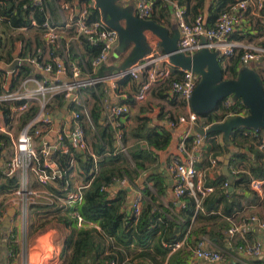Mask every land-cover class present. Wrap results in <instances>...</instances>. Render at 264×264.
<instances>
[{
  "label": "trees",
  "instance_id": "trees-1",
  "mask_svg": "<svg viewBox=\"0 0 264 264\" xmlns=\"http://www.w3.org/2000/svg\"><path fill=\"white\" fill-rule=\"evenodd\" d=\"M61 1L73 0H42V5H37L34 0H0L1 63L10 64L17 55L22 59L34 57L40 64L48 62L55 64L53 57H61L66 63L67 60L79 61L84 73L86 68L91 69L92 60L100 54V44H92L81 37V47L70 42L66 55L65 38L59 45H48L43 39L42 23L47 15L50 14L57 23L60 22ZM177 1L186 8L187 15L192 19L204 14L205 0ZM226 2L227 0H221L223 6L220 4L215 7L216 12L213 13L212 20L235 1L225 5ZM154 6L155 10H159L161 17L170 24L173 13L167 1L155 0ZM100 18V10L92 7L91 19ZM152 18L160 22L155 12ZM32 20L37 22V26L32 25ZM234 34L236 40L238 37L236 33ZM18 44L21 45V50L17 54ZM241 52L239 49V53L228 61L224 69L226 78L237 76L241 67ZM106 68L101 67L97 74H105ZM7 72L0 67V90L5 89ZM34 74L42 78L31 63L23 61L13 71L8 90H15L25 77ZM181 76L182 70L175 68L173 78L159 85L164 89H170L172 80L180 79ZM128 84L134 92H138L141 86L132 77L127 76L117 82L118 91L120 87ZM159 85L153 86L151 93L156 92L155 87ZM108 88L110 87L107 83H99L95 86L83 87L80 91L81 96L85 97V104L89 107L90 120L81 113L89 150L81 152L71 147L69 153L57 149L52 155V160L57 163L62 176L58 177L49 188L57 197L64 198L68 191L75 189L73 177L75 175L72 173L77 172L83 183L88 184L83 190V202L75 207L60 202L51 205H34L33 223L36 229L54 220L64 226L67 236L61 252V260L65 264H191L193 248L202 241L203 235L215 239L217 243L226 240L225 233L232 226L229 218L244 206L243 196L237 193V189H250L252 178L264 176V148L260 146L264 129L252 130L241 127L233 132V144L245 148L246 152L243 153L230 148L226 142L220 144L215 138L220 134L219 132L206 136L209 150L213 151L214 155L233 153L230 162V166L233 167L230 168V173L234 176V180L230 181L229 177L221 172L206 182L205 186L213 187L212 192L197 196L188 194L176 201L167 196L169 181L164 173L151 172L142 183L139 182L144 172L158 164L159 152L169 145L170 131L150 126L149 118L142 117L139 125L132 131L133 135L139 138V142L129 145L124 123L127 113L123 120L119 119L120 128L123 130V141L127 145V152L121 151L117 146V128L107 118L105 99L108 98ZM176 96L179 97V94L175 93L174 97ZM65 102L66 98L62 93L56 95L49 106L57 105L61 108ZM132 102H135L134 95L127 92L123 104L129 106ZM21 103L23 101L0 104L7 121L10 120L11 106ZM181 103L183 106L187 105L183 99ZM239 105L246 108L241 101ZM71 108L81 111L83 106L73 102ZM39 110L40 105L35 102L18 118V128L24 127ZM212 123L213 119L208 124L200 125L205 127ZM65 142L69 144L67 139ZM192 142L193 137L188 138L187 146L191 147ZM11 154V136L0 131V243L5 234L3 220L8 209L7 201L18 187L17 178L6 173L5 164L9 162ZM242 158H249L253 164L242 165L239 162ZM123 178H128L132 184L141 187L145 195L139 215L131 211L129 189L118 185V180ZM150 182L153 183L155 192L149 187ZM231 186L233 189H230ZM162 199L168 200L165 203ZM75 209L79 210L84 219L83 226L78 225L72 214ZM181 241H184V244L175 248V245ZM6 243L9 247L8 254L16 255L19 252L18 243L10 234L7 235ZM7 258L13 259L12 256Z\"/></svg>",
  "mask_w": 264,
  "mask_h": 264
},
{
  "label": "built area",
  "instance_id": "built-area-1",
  "mask_svg": "<svg viewBox=\"0 0 264 264\" xmlns=\"http://www.w3.org/2000/svg\"><path fill=\"white\" fill-rule=\"evenodd\" d=\"M37 5H42V0H34ZM155 0H137L135 12L141 18H152L155 10ZM176 23L180 29L179 48L186 54H194L200 49L207 47L211 50L219 51V59L224 69L228 61L240 53V66L251 65L264 58V45L262 44H243L233 40L232 34L240 28L246 12L252 7L264 10V0H235L220 12L213 24H208L204 14H199L193 19L187 15V10L177 0L171 3ZM94 7V0H73L72 2L61 1L59 4L60 22L57 23L50 14L42 23L44 27L43 39L48 45H59L63 38L66 39L67 47L70 42H74L81 47L80 38H86L92 44H100L101 51L91 62V69L86 68L83 72L79 61L67 60L61 57H53L55 64L48 62L40 64L34 57L20 58L31 63L36 70L44 73L58 75H68L70 81H61L59 78L51 79L39 78L36 74L25 77L15 90H0V104L3 102L15 103L23 101L19 105L13 104L10 108L9 117L17 120L23 113L28 111L36 102L40 105L37 115L32 118L18 135L7 132L0 126L1 132H6L11 136L12 154L7 164L6 173L8 176L16 177L18 187L12 193L8 204L15 209L12 217L9 234L15 240L22 242L21 255L23 264H58L60 263L61 252L67 236L65 232L57 227L58 221H51L49 225H44L36 231H31L33 206L37 204H60L72 207L78 206L83 202V190L88 184L81 183L75 189L68 191L67 195L57 197L49 188L58 177L62 176L57 163L52 160L55 150L62 149L69 153L71 147L77 151L89 150L84 125L81 120V113L90 120L89 107L85 104L84 97L80 91L83 87L95 86L99 83H107L118 91L117 82L127 76L137 79L140 75H146V80L141 84L136 99L144 101L151 93L153 86L163 83L173 78L175 67L170 61L169 55L160 52L158 47H154L153 52L131 65L127 70L119 73H105L98 75L101 67L105 66L110 59L112 52L118 44V32L100 19H91V8ZM32 25L37 26V22L32 20ZM69 35V33H71ZM206 43H203V39ZM65 50V54L67 52ZM198 78L188 70H182L180 79H173L171 90L179 94L190 107L188 112L177 116H171L168 123L171 127H184L185 131L178 145L179 152L184 157L176 156L168 165V173L172 177V192L176 200L183 196L192 194L206 195L213 191V187L204 184L203 176L199 173L196 166L198 156L193 152L203 141L204 136L197 132V123L200 115L193 111L190 106L191 96L197 86ZM64 94L67 103L76 102L82 105L81 111L73 110L70 117V128L56 127L55 115L58 108L52 104V99L58 94ZM75 94L74 98L71 96ZM127 95H125V98ZM65 105V104H64ZM63 105V106H64ZM72 105V104H71ZM107 118L115 128H117V146L121 151L127 152V145L123 141V130L120 128L119 119L129 112L127 104L111 105L105 99ZM217 111L224 113L223 119L246 115L247 109L239 105V101L230 97L222 100ZM196 131V133H195ZM55 133L54 140L52 135ZM193 137L192 146L188 147L186 140ZM66 139L69 144H66ZM264 148V135L260 145ZM96 160V158H95ZM215 162V161H214ZM75 175V172L72 173ZM74 177V176H73ZM118 185L134 191V196L130 202L131 211L139 215L145 199L141 187L132 184L128 178L118 180ZM228 184H226L227 186ZM250 189L255 193H263L264 176L254 177L250 182ZM79 226L84 225V219L79 210L72 212ZM55 221V220H54ZM259 223L264 227V222L258 220L256 216L245 218L242 222H233L229 230L231 235L237 233L246 234L250 225ZM59 224V223H58ZM61 224V223H60ZM64 229V226L61 224ZM184 241L178 242L175 248H179ZM242 251L252 253L256 256H264V242H255L250 245H242ZM9 253V252H8ZM8 257L15 255L7 254ZM24 256V257H23ZM202 259L210 262L220 261L223 257L220 250L204 247V240L199 241L193 248L192 258ZM9 260L7 264L13 262Z\"/></svg>",
  "mask_w": 264,
  "mask_h": 264
},
{
  "label": "crops",
  "instance_id": "crops-1",
  "mask_svg": "<svg viewBox=\"0 0 264 264\" xmlns=\"http://www.w3.org/2000/svg\"><path fill=\"white\" fill-rule=\"evenodd\" d=\"M166 1L170 5V7H172L171 3L174 0H166ZM230 1H235V0H227L225 5L229 4ZM136 2L137 0H125L123 2V5L134 6L136 5ZM220 2L221 0H205L203 12H204L205 20L208 24H212L213 22L216 21V18L212 20V17L214 16L213 13L216 12L215 7H218L220 4H222L223 6V3H220ZM94 6H95V0H94ZM154 12L160 18V22L168 27H171L172 24L176 22L173 12H172L173 13L172 22L170 24H168L165 18L161 17L158 9H156ZM101 18H102V14H101ZM234 33H236L237 34L236 36L238 37L236 38V40L233 37V35H235ZM234 33L232 34V38L238 43L264 45V10L261 11V10L254 9L251 7L246 12V16L240 28L237 29ZM147 35L149 38L150 45L152 47L150 53L153 52L154 47L156 48L158 47V50L162 52L159 49L160 39L156 37L155 35L151 34L150 32L147 33ZM130 49L131 47L129 48V50ZM20 50H21V45L18 44L17 54L20 52ZM127 53L128 52H126L123 55H116V52L114 50L110 56L109 62L105 65V67H107L106 72L114 73L113 71L115 67H117L118 65L122 63ZM16 58H19V56L17 55ZM251 65L253 67H256L264 76V58L260 61L252 63ZM14 70H7L8 72L6 75V81L4 83L5 90H7L11 86V82H12L11 76L13 75ZM36 71L40 75H42V77H46V78H51V79L59 78L61 81H70L69 79H71L68 75L55 76L54 74L44 73L40 70H36ZM145 80H146V75H143V74L140 75L139 78L134 79L135 82L140 83V84H142ZM109 87L110 88H108V92H107L108 98L107 99L109 100L111 105L123 104V99H125V95H127V92H130L134 95L135 102H132L129 105L130 110L128 114L126 115V117L124 118L125 119L124 123L126 126V132H127V140H128L129 145H133L139 142V138L134 136L132 131L137 125H139L140 119L142 117L149 118L150 126L159 127L160 130L165 128L168 131H170L171 137L169 140V145L165 150H162L159 152L158 164L154 166V168H152L151 170L144 172L139 182L142 183L143 180H145V178L151 172L159 171L161 173H164L168 177V181H169V189H168L167 196L170 199L176 200L172 192V183H170V181L172 180V177L168 173V165L171 163L174 157L176 156L184 157V155H182L179 152L178 145L182 139V135L185 129L184 127H171L168 123V119L171 116H177L181 113L188 112L190 107L188 105L183 106L181 103V97L180 96L174 97L175 93L171 90V88L164 89L162 85L155 87L156 92L150 93L148 98L144 101H139L136 99V94L138 92H134L129 84L125 87H122V88L120 87V91L113 89L112 85L110 84H109ZM84 100H85V97H84ZM71 104L69 107H66L67 103H65V105L62 106L60 110H57L56 115H55V120H54L55 126L57 128L58 127H66L67 129L70 128L69 114L71 116L73 115ZM223 116H224L223 112L220 113V111L215 110L206 116H201L198 121L199 123H197V127L206 128L208 126L202 127L200 124H204V123L208 124L211 119H213V123L216 121H221L223 120ZM0 126L3 127V130L7 132L8 131L13 132L14 135H18V133L21 130V128H18V119L17 120L10 119L9 121H7L1 109H0ZM54 136H55V133L52 135L53 140H54ZM215 138L220 144H224L225 139H224L223 134H218L216 135ZM232 149L238 150L239 152L241 151L242 153L246 152L245 148L235 146V145ZM193 153L196 156H198L196 166L198 168L199 173H201L203 176L205 185H206L207 180L215 178L221 172L223 173L224 161L228 154L223 155V154L218 153L217 155H214L213 151L209 150V144L207 143L206 136H204L203 141L200 143V145L197 147V149ZM231 158H233V155ZM231 158H230V162H231ZM239 162L244 166H251L253 164V161L250 160L249 158H242L239 160ZM7 164L8 163L5 164L6 169H7ZM231 167L233 166H230V163H229V169ZM76 174L77 172H75V176H74L75 186L83 183L81 176H79L78 174L76 175ZM149 187H151V189L155 192V188L153 187L152 182L149 183ZM230 189H233V186H231ZM237 193H240L243 196L244 206L241 210L236 211L231 216V218H229V220L232 221V223L233 222L240 223L245 218L256 216L259 221L264 222V191L263 193L259 194V193L253 192L252 190L248 188L247 189L244 188V189H237ZM133 196H134V191L132 190L130 202L132 201ZM162 200L166 203L168 199H165V200L162 199ZM9 208L10 207L8 204V209ZM33 213H34V210H33ZM53 222L56 223V221H53ZM49 223L47 225H49ZM58 223H56L57 225H59L57 227H59L62 230V232H65V234H67L66 230L63 229L60 222ZM225 234L227 238L226 240H223L222 243H217L215 239H211L207 235H203L202 237L203 238L202 240H204V247L214 248L222 252L223 257L220 261L210 262V261H206L202 259H195V257L193 258L191 257L190 259L191 264H264V256H256L252 253H249V252L247 253V251H242V247H244L242 246V244L246 246V245L254 244L257 241L264 242V227H262L259 223H254L250 225L249 231L246 232V234L237 233L235 235H231L229 231L226 232ZM21 246H22V242H21ZM2 252H3V241L0 243V261H1L0 264H3L2 262L3 258L1 256ZM22 255H20L22 261L20 259L19 261L15 260V258L18 257L15 255L16 257H14V260L11 264H23ZM7 257L5 259L6 263L9 262V259ZM58 264H65V263L60 258V263Z\"/></svg>",
  "mask_w": 264,
  "mask_h": 264
},
{
  "label": "water",
  "instance_id": "water-1",
  "mask_svg": "<svg viewBox=\"0 0 264 264\" xmlns=\"http://www.w3.org/2000/svg\"><path fill=\"white\" fill-rule=\"evenodd\" d=\"M125 0H95V8L99 9L102 19L107 26L118 32V44L115 47L116 55H123L124 60L115 67L114 73L127 70L134 63L143 60L151 51L147 33H151L160 39L159 49L168 54L173 66L180 70H188L198 78L197 86L191 96L190 106L200 116H206L217 111L222 100L231 97L241 101L248 109L246 115L227 117L216 121L206 128H197L201 136L219 132L223 134L225 142L233 148L232 134L241 127L252 130L264 129V76L252 65L240 67L235 78L224 76V67L219 59V51L204 47L194 54H186L179 48L180 29L175 22L171 27L164 25L154 18H141L135 12L134 6L123 5ZM173 12V9L171 7ZM206 43V39H203ZM131 49L129 50V48ZM129 50V51H128ZM20 65V58H16L10 64L0 62V67L6 70H14ZM75 94L71 96L74 98ZM71 101L67 102L69 107ZM233 153L229 152L225 158L223 173L230 181L234 176L230 173L229 163ZM172 183V180L170 181ZM15 209L10 207L3 220V252L1 254L3 264L9 247L6 243L9 234L12 217Z\"/></svg>",
  "mask_w": 264,
  "mask_h": 264
},
{
  "label": "rangeland",
  "instance_id": "rangeland-1",
  "mask_svg": "<svg viewBox=\"0 0 264 264\" xmlns=\"http://www.w3.org/2000/svg\"><path fill=\"white\" fill-rule=\"evenodd\" d=\"M262 68H263V67H262ZM230 98H231V97H230ZM76 175H77V174H76ZM9 199H10V198H9ZM9 199H8V200H9ZM0 200H1V198H0ZM6 215H7V214H6ZM5 217H6V216H5ZM5 217H4V219H5ZM49 224H50V223H49ZM32 225H33V226H32ZM37 229H38V228H37ZM37 229H36V225L33 223V219H32V224H31L30 230H31V231H36ZM14 240H15V238H14ZM15 241H16V240H15ZM17 241H18V240H17ZM17 241H16V242H17ZM18 246H19L20 251L16 254V256H18L19 253H20V255H21V252H22V250H21V240H20V242L18 241ZM20 255H19L18 257L15 256V257H16L15 260H18V261H19V259L21 260V256H20ZM19 257H20V258H19ZM13 260H14V259H13ZM21 261H22V260H21ZM0 262H1V261H0Z\"/></svg>",
  "mask_w": 264,
  "mask_h": 264
}]
</instances>
